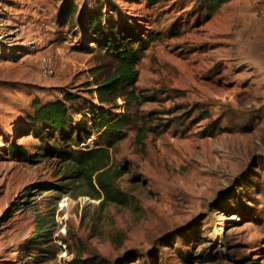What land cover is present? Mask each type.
I'll list each match as a JSON object with an SVG mask.
<instances>
[{
	"label": "rangeland",
	"instance_id": "obj_1",
	"mask_svg": "<svg viewBox=\"0 0 264 264\" xmlns=\"http://www.w3.org/2000/svg\"><path fill=\"white\" fill-rule=\"evenodd\" d=\"M93 12L155 35L136 66L145 99L128 106L131 128L110 149L126 204L69 183L65 162L38 156L28 133L27 117L63 91L98 102L89 89L114 59L92 41ZM76 255L264 264V0H0V264Z\"/></svg>",
	"mask_w": 264,
	"mask_h": 264
},
{
	"label": "trees",
	"instance_id": "obj_2",
	"mask_svg": "<svg viewBox=\"0 0 264 264\" xmlns=\"http://www.w3.org/2000/svg\"><path fill=\"white\" fill-rule=\"evenodd\" d=\"M159 1L164 0H148L150 4ZM225 1L207 0V3L215 8ZM76 10V6L68 5L65 13L72 14ZM137 24L128 21L106 22L103 13L93 12L87 19V27L93 34L92 41L98 49L114 59L113 71L96 82L94 89H89L90 94L96 93L98 102L95 103L92 97L82 98L78 92L63 91L60 97L38 105L27 117L28 133L40 142L36 154L57 153L66 164L69 183L74 180L85 182L93 196L102 198L101 202H128L127 194L117 184L125 168L110 164V149L123 131L131 128L133 120L128 106L145 99L136 91V66L155 35L141 31ZM118 98L121 103L117 102ZM120 107H123V111L115 113ZM78 114L81 117L75 121ZM93 134H96L95 146L84 147ZM8 151L17 153L23 160H37L31 159L29 153L22 152L21 147L14 143L8 146ZM196 257L202 261L201 255ZM72 262L89 264L96 261L92 256L82 258L76 255Z\"/></svg>",
	"mask_w": 264,
	"mask_h": 264
}]
</instances>
